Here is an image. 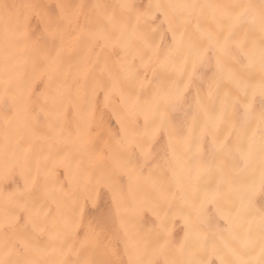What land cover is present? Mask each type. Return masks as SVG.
Masks as SVG:
<instances>
[{"label": "snow or ice", "instance_id": "6c2138e0", "mask_svg": "<svg viewBox=\"0 0 264 264\" xmlns=\"http://www.w3.org/2000/svg\"><path fill=\"white\" fill-rule=\"evenodd\" d=\"M8 8L2 6L0 58L6 74L10 66L26 71L15 87L6 78L0 90V104L18 109L12 119H5L6 139H18L0 155V264H264V0H151L147 6L135 0H58L54 5L28 3L15 21ZM33 17L40 25L38 33L31 27ZM211 24L219 30L212 31ZM161 33H171L172 45L166 49L156 40ZM68 36L123 54L111 67L105 62L97 81L105 107L113 98L119 102L113 111L119 133L108 130L112 146L105 142L100 147L93 139L94 128L102 122L93 103L95 89L86 106L77 108L74 129L66 128L62 119L63 105L72 102L66 85L52 97L60 112L45 128L36 127L30 116L41 97L47 102L43 93L34 91L38 80L48 79L44 69L65 75L58 58ZM49 42H58L55 56ZM185 51L201 66L212 59L209 53H216L209 96L215 89L219 102L199 104L204 120L198 137L171 123V113L184 103L191 75L187 81L161 78L148 95L143 81L136 79L140 68L167 67ZM132 80L134 85L127 83ZM233 116L243 143L239 134L218 131L231 127ZM160 135L168 137L170 152L157 169L167 179L143 175V163L129 151L135 147L144 162L153 160L152 144ZM34 142H43L48 151L41 149L32 158ZM204 142L211 144V158L201 157ZM188 152L192 156L186 161ZM57 168L68 173L69 188L59 190L71 198L57 196ZM16 176L23 186L7 191L3 186ZM102 189L111 194L112 210L88 225L86 246L78 252L66 249L84 206L95 207ZM122 209L131 220L130 225L121 220L128 234V259H113L110 244L95 255L113 211ZM211 210L223 225L212 223ZM145 213L155 224L142 231L139 223ZM177 220L183 226L179 239L174 235ZM70 254L77 259H68Z\"/></svg>", "mask_w": 264, "mask_h": 264}, {"label": "bare ground", "instance_id": "6f19581e", "mask_svg": "<svg viewBox=\"0 0 264 264\" xmlns=\"http://www.w3.org/2000/svg\"><path fill=\"white\" fill-rule=\"evenodd\" d=\"M46 3L49 5H54L58 0H0V47H2V37H3V9L2 6L7 4L8 15L12 21L22 17L25 14L26 9L24 5L28 3ZM66 3L79 2L88 4L95 2V0H65ZM110 4H116L119 0H107ZM138 5L147 6L151 0H135ZM201 3H211V4H226L235 3L237 0H200ZM87 11V9H85ZM155 25H153L154 27ZM31 27L39 32L40 25L38 24L35 17L31 20ZM212 31H218L216 24L210 25ZM191 33V29L189 30ZM157 43H159L162 49H166L172 45L171 33H161L156 37ZM197 46H201L200 41H194ZM207 42L205 41L204 44ZM50 55L55 56L56 50L58 48V42H49L47 45ZM123 55L117 51H110L109 49L103 48L100 44L95 46H86L80 40L73 39L72 36H68L66 39L64 51L61 52L58 63L64 69V77H58V75L48 69H44V74L48 79L38 80L34 85V91L38 94L43 93L47 97V102H45L44 97L38 100L37 104L34 106V110L30 113L33 123L38 128H45L48 122L53 118V116L60 112V108L53 101L56 89L61 85L67 86V91L71 97V103H65L63 105L62 119L64 121L65 127L74 129L77 120V108H83L86 106L88 99L91 97V92L95 89V97L93 100L95 110L98 119L102 117V122L99 127L94 128V141L99 142V146L103 147L105 142L109 146H112L113 141L108 135V130L110 129L113 133H119V123L117 118L113 115V111L118 108L119 102L117 98H113L108 107H105V98L103 89L97 86V81L100 77V68L104 66L105 62L111 67L114 65ZM212 59L205 65L201 66L195 62V58L187 51L182 55L176 57L174 64L167 67L153 66L152 69L145 71V69L140 68L136 74V79L143 81V92L145 95L150 94L155 88V82L161 78H168L171 80H185L187 81L188 75L192 76L191 82L188 84L185 90V100L182 105L176 107V109L171 113V123L174 127L186 129L191 137H198L200 132V127L203 123V115L200 112L199 104L210 103L219 101L216 100V90L212 89V95L209 96V83L215 77V55L213 51L209 53ZM31 63V60H29ZM138 64V61H137ZM195 69V70H194ZM25 67L21 66L18 70L15 66H10L5 70V66L2 58H0V90L4 85V81L7 78L10 87H15L18 83V76L22 77L25 74ZM128 84L134 85L135 81H128ZM224 91H229L232 94L231 89H225ZM221 98H223V92H221ZM258 106V105H257ZM238 107V106H237ZM18 111L15 105L4 106L0 104V155H2L6 149L15 145L16 139L18 137H10L6 139L5 129L8 125L5 124V119H12L13 116ZM231 111V110H229ZM231 127H221L218 131H223L224 134L229 132L236 133L240 135L241 143H243V133L240 129V124L236 117L233 116L230 121ZM141 128L144 125V120L139 121ZM168 137L166 135L158 136L152 144L154 159L144 162L143 158L140 156L139 149L132 147L129 151L133 154L135 160H139L143 163V175L148 176L150 173L153 175H159L162 179H167V174L163 169H157V165L162 163L161 157L164 156L166 151L170 150L167 148ZM38 145V146H37ZM26 146V145H22ZM34 151L31 157L34 158L39 155L41 149L44 152L48 151L47 145L43 142H34ZM207 155L209 158L212 157V149L210 142H204L201 144V157ZM192 156V152H188L184 159L187 161ZM195 174V173H193ZM126 179V178H125ZM55 183L57 185V196L60 198L69 197L67 191L61 192L59 189L62 187L67 190L69 188V176L68 173L63 168H57ZM23 186V181L19 176L13 178L8 184L3 187L7 191H12ZM51 208H55V204L48 205ZM113 203L111 199V194L106 190H101L100 195L96 201L95 207L90 203L85 205L83 208V214L81 217L80 224L76 232L65 242V247L71 248L74 252L81 250L82 246L87 245L85 240V234L87 227L90 223H95L100 216L101 212H108L112 210ZM210 217L212 223H219L223 225V221H217L214 216V210L210 211ZM124 220L126 225L131 224L128 213L125 210L116 213L113 211L110 226L102 237V240L95 246V255L99 256L104 252L103 245L110 244L109 251L112 252V258L118 261H126L128 255L126 253V243L128 240V234L121 227V220ZM155 224V218L150 213H145L142 220L139 223V227L142 231H147L152 229ZM182 222L177 220L174 235L177 239L183 236ZM68 259L75 260L77 256L70 254Z\"/></svg>", "mask_w": 264, "mask_h": 264}]
</instances>
